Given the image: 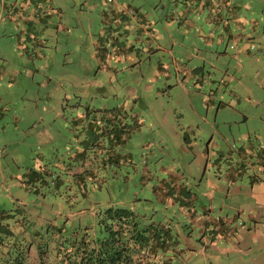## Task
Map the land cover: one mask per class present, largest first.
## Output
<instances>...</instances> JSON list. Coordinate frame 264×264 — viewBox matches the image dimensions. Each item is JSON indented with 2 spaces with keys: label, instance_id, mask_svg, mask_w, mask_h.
<instances>
[{
  "label": "rangeland",
  "instance_id": "obj_1",
  "mask_svg": "<svg viewBox=\"0 0 264 264\" xmlns=\"http://www.w3.org/2000/svg\"><path fill=\"white\" fill-rule=\"evenodd\" d=\"M28 2L0 12V264L93 245L110 206L164 235L155 264H264V169L241 152L264 145V0L224 20L190 0ZM87 111L109 129L82 157Z\"/></svg>",
  "mask_w": 264,
  "mask_h": 264
},
{
  "label": "trees",
  "instance_id": "obj_2",
  "mask_svg": "<svg viewBox=\"0 0 264 264\" xmlns=\"http://www.w3.org/2000/svg\"><path fill=\"white\" fill-rule=\"evenodd\" d=\"M118 12L121 11L119 10ZM96 114L97 112L94 117H89L88 111L85 112V116L88 119L84 122L83 126L85 136L81 140L83 141L80 151L82 157L86 156L87 148H90V146L94 148L96 146L85 143L87 135L95 134L97 141H100L101 135L107 136L109 124L102 123V121L96 118L98 115ZM110 117L111 119L113 117L117 118V116L113 115H110ZM112 122V130L108 134L110 143L117 142L123 135V125L119 126L117 123H114L115 120ZM98 145L102 146L103 143H98ZM99 149L103 151V149L105 150V146L99 147ZM257 150V156L264 159V145L258 146ZM246 151L245 149V154L242 156L243 159L245 160L246 156H250L251 159V154L246 153ZM28 173L37 174L38 172L31 170ZM4 215L6 214H1V217H4ZM106 218L110 219V221L105 220ZM105 219L101 220L102 226L106 231L103 238L97 239L91 246L85 243L81 244L74 254L66 253L65 255H58L53 264H155L158 248H165L166 238L163 234H157L150 226L138 227L131 216V210L124 207H108ZM35 264L50 263H47L40 256Z\"/></svg>",
  "mask_w": 264,
  "mask_h": 264
},
{
  "label": "crops",
  "instance_id": "obj_3",
  "mask_svg": "<svg viewBox=\"0 0 264 264\" xmlns=\"http://www.w3.org/2000/svg\"><path fill=\"white\" fill-rule=\"evenodd\" d=\"M195 1L194 3L197 4L198 9L195 10H191L188 4L184 3V8L181 10V14H185V15H189L190 13H195L197 10H199V12H203L204 9H208V14L205 16V19L210 20L211 19H219V20H224L225 18H231L230 16H228L229 12L226 14V16H224V14L222 13V6L224 7H236L237 5L234 3H230V0H190V2ZM183 3V2H182ZM30 5V3L28 2V0H23L22 3L20 4V6L18 7L17 2H13V3H8L6 0H2L0 2V12L3 13V10L6 8L7 10H10V6H12L13 10L16 11L17 14H14V16H21L20 14L25 13V9L28 8ZM116 7H118V9H120V7H122V5L118 2L115 3ZM134 6V5H133ZM39 9V17H49V20H51L52 15H59L60 14V10L58 9V7L54 6V5H48V7H43V3L39 2L38 6ZM233 10V9H232ZM113 14H116L115 12L119 13L118 10H113V7L110 8V10ZM10 12V11H9ZM104 14H107L106 10H103ZM205 12V11H204ZM234 15H237V12L233 10ZM210 14H212L210 16ZM27 15V14H26ZM26 15L24 17V20H28L29 18H35L34 16L35 13H33V16H28V18L26 19ZM139 15L141 16L140 19L145 20V21H153V17L150 13V11L147 12H139ZM215 15V16H213ZM167 15H164V19L167 18L165 17ZM240 19H246L245 17H242L241 15L239 16ZM167 21V19H165ZM169 23L171 22V20L169 19L168 21ZM58 28V27H57ZM118 49H121V47H119ZM247 150L246 153L248 152L249 154H251V156L253 155L251 152L255 153V156H257V152H258V146H254L253 144H249V145H245L242 148V153L245 154L244 150ZM240 152V153H241ZM258 157V156H257ZM257 163L260 166V169H264V159L258 157L257 159ZM240 173V171H236L235 175H238ZM254 179H256V176L254 177ZM254 185H252V189H253Z\"/></svg>",
  "mask_w": 264,
  "mask_h": 264
},
{
  "label": "flooded vegetation",
  "instance_id": "obj_4",
  "mask_svg": "<svg viewBox=\"0 0 264 264\" xmlns=\"http://www.w3.org/2000/svg\"><path fill=\"white\" fill-rule=\"evenodd\" d=\"M85 140H88V142H87L88 145H90V144L96 145V143L97 144L99 143V140L97 141V137L95 136V134H91L90 135V140L91 141L89 139H87V137H85Z\"/></svg>",
  "mask_w": 264,
  "mask_h": 264
}]
</instances>
